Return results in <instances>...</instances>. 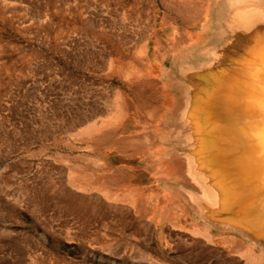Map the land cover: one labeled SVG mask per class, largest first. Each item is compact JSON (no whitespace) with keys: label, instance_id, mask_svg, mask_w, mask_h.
I'll list each match as a JSON object with an SVG mask.
<instances>
[{"label":"rangeland","instance_id":"374dc122","mask_svg":"<svg viewBox=\"0 0 264 264\" xmlns=\"http://www.w3.org/2000/svg\"><path fill=\"white\" fill-rule=\"evenodd\" d=\"M240 1L0 0V264H264L206 131Z\"/></svg>","mask_w":264,"mask_h":264},{"label":"bare ground","instance_id":"6f19581e","mask_svg":"<svg viewBox=\"0 0 264 264\" xmlns=\"http://www.w3.org/2000/svg\"><path fill=\"white\" fill-rule=\"evenodd\" d=\"M237 4L234 19L229 22V29L234 33L233 43L224 47L219 65L210 73L215 79H222L218 81L220 93L218 90L213 92L215 94L207 92L205 102L212 113L208 114L206 131L233 161L231 167L222 169V175L229 181L234 201L240 204V219L264 234V9L260 0L247 4L241 0ZM132 139L128 143L131 147L137 141V138ZM147 139L143 137L144 141ZM185 168L188 182L197 189L195 209L201 217L207 218L208 207L217 205L218 197L194 157L187 159Z\"/></svg>","mask_w":264,"mask_h":264},{"label":"crops","instance_id":"0c3cea01","mask_svg":"<svg viewBox=\"0 0 264 264\" xmlns=\"http://www.w3.org/2000/svg\"><path fill=\"white\" fill-rule=\"evenodd\" d=\"M107 166H108V168H110V167L112 168V166H110V165H107ZM83 186H85V185H83ZM79 187H80V186H79ZM81 187H82V186H81ZM93 188H94V187H93ZM81 189H82V190H86V188H84V187H82ZM86 191H87V190H86ZM92 191H93V190H92Z\"/></svg>","mask_w":264,"mask_h":264}]
</instances>
